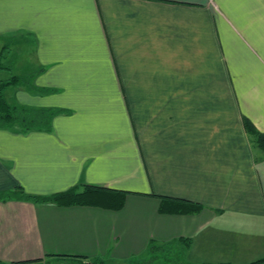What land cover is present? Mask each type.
I'll return each instance as SVG.
<instances>
[{
  "label": "crops",
  "instance_id": "0c3cea01",
  "mask_svg": "<svg viewBox=\"0 0 264 264\" xmlns=\"http://www.w3.org/2000/svg\"><path fill=\"white\" fill-rule=\"evenodd\" d=\"M19 38L42 93L6 99L67 112L0 130V192L128 195L118 212L0 202V261L124 264L179 239L192 264L264 258V157L243 125L264 134V0H0V43ZM158 197L202 210L160 214Z\"/></svg>",
  "mask_w": 264,
  "mask_h": 264
},
{
  "label": "trees",
  "instance_id": "16d2710c",
  "mask_svg": "<svg viewBox=\"0 0 264 264\" xmlns=\"http://www.w3.org/2000/svg\"><path fill=\"white\" fill-rule=\"evenodd\" d=\"M8 47H3L0 52V72L9 71L4 65V59ZM6 50V51H5ZM34 74L21 78L17 75H11L7 80H0V130H12L21 134H27L34 131L49 130L51 128V120L54 116L65 114L67 111L31 108L19 106L8 101L5 97V90L9 87L24 86L31 94H41L42 91L34 86ZM243 125L248 134L251 143L260 154L264 157V134L256 130L254 125L248 120L243 119ZM127 192L114 190L109 188L95 187L90 185H81L72 187L64 192L52 194L49 196H37L27 194L21 187H14L11 190L0 192V202L8 201H24L31 202L36 205L50 204L58 207H95L109 211L118 212L124 207ZM160 200L158 211L164 215H194L202 210V206L186 200L171 199L166 197H158ZM184 242L182 248H177V244L173 242L158 243L150 240L146 246L145 258L142 262L135 259L124 264H152L156 260L164 263H172L170 260L173 254H177L179 258L185 256L190 248V239H179ZM50 256H46L44 260L25 261L17 263L0 264H107L100 258L86 257H60L58 261L49 260ZM53 257V256H51ZM160 258V259H159ZM140 259V258H139ZM145 259V260H144ZM138 261V262H137ZM179 264H192L188 261H179ZM250 264H264V258Z\"/></svg>",
  "mask_w": 264,
  "mask_h": 264
},
{
  "label": "rangeland",
  "instance_id": "374dc122",
  "mask_svg": "<svg viewBox=\"0 0 264 264\" xmlns=\"http://www.w3.org/2000/svg\"><path fill=\"white\" fill-rule=\"evenodd\" d=\"M24 41H21L19 38L17 41H15L14 39H9L5 43L3 42L0 43V52L3 51L1 45L4 44L5 47L10 48L11 45L15 43L13 47L8 49L7 51L5 50L6 55H5V59L3 60L4 61L3 64L9 68V71L6 70L1 71L0 80H7L11 75H17L21 78H25L28 77L30 74L34 73L36 69V58L34 55V49H32L30 45L32 40L26 39L27 42ZM8 52H10L11 55ZM9 88L11 89V87L8 86L5 90V94L7 96H9V94H7ZM170 260L173 262L164 263L161 262L160 260H156L152 264H179V261H183V260L187 261V257L182 256L181 258H179L177 254H173ZM138 261L142 262L143 258H140Z\"/></svg>",
  "mask_w": 264,
  "mask_h": 264
},
{
  "label": "built area",
  "instance_id": "2783aa9c",
  "mask_svg": "<svg viewBox=\"0 0 264 264\" xmlns=\"http://www.w3.org/2000/svg\"><path fill=\"white\" fill-rule=\"evenodd\" d=\"M209 1H212V0H209Z\"/></svg>",
  "mask_w": 264,
  "mask_h": 264
}]
</instances>
